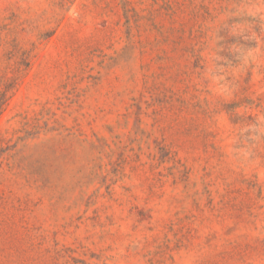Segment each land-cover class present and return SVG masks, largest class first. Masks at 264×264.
Masks as SVG:
<instances>
[{"label": "rangeland", "instance_id": "1", "mask_svg": "<svg viewBox=\"0 0 264 264\" xmlns=\"http://www.w3.org/2000/svg\"><path fill=\"white\" fill-rule=\"evenodd\" d=\"M0 264H264V0H0Z\"/></svg>", "mask_w": 264, "mask_h": 264}]
</instances>
